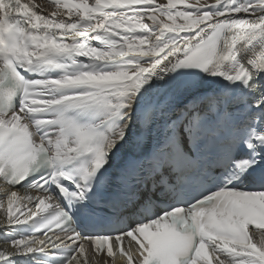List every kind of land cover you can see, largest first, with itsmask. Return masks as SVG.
I'll return each mask as SVG.
<instances>
[{
  "label": "snow or ice",
  "instance_id": "1",
  "mask_svg": "<svg viewBox=\"0 0 264 264\" xmlns=\"http://www.w3.org/2000/svg\"><path fill=\"white\" fill-rule=\"evenodd\" d=\"M52 6L0 0V264H264V0Z\"/></svg>",
  "mask_w": 264,
  "mask_h": 264
},
{
  "label": "bare ground",
  "instance_id": "2",
  "mask_svg": "<svg viewBox=\"0 0 264 264\" xmlns=\"http://www.w3.org/2000/svg\"><path fill=\"white\" fill-rule=\"evenodd\" d=\"M28 1H32V0H28ZM37 1L47 13H52L53 11H55V8L52 6L53 0H33V2ZM89 2L91 3L92 0H89ZM159 2V0H158ZM166 2V0H165ZM214 2V0H209V3ZM7 191V186L3 185L0 183V198H2L5 195V192ZM21 195H24L25 192L24 191H20ZM27 194L32 195L33 197L37 196L34 193L31 192H27ZM5 204V209H6V200L4 201ZM5 209H0V216H3L5 213ZM21 210H24V207L22 206ZM34 210V209H33ZM19 214V213H17ZM3 232V226L0 225V233ZM3 239L4 236L2 234H0V248H2L4 246L3 244ZM93 264H95L94 260H93ZM114 264H125V260L124 258H122L120 255H115V259H114Z\"/></svg>",
  "mask_w": 264,
  "mask_h": 264
}]
</instances>
